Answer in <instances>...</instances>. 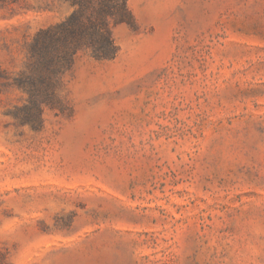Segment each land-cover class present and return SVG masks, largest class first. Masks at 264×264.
Segmentation results:
<instances>
[{
  "label": "rangeland",
  "instance_id": "rangeland-1",
  "mask_svg": "<svg viewBox=\"0 0 264 264\" xmlns=\"http://www.w3.org/2000/svg\"><path fill=\"white\" fill-rule=\"evenodd\" d=\"M101 1L116 57L38 113L32 43ZM0 264H264V0H0Z\"/></svg>",
  "mask_w": 264,
  "mask_h": 264
},
{
  "label": "trees",
  "instance_id": "trees-1",
  "mask_svg": "<svg viewBox=\"0 0 264 264\" xmlns=\"http://www.w3.org/2000/svg\"><path fill=\"white\" fill-rule=\"evenodd\" d=\"M130 11L126 4L112 10L104 1L80 4L56 30H42L30 47L28 76L23 84L28 86L30 102L39 113L43 103L41 91L44 85L57 81L59 73L72 67L80 51H89L97 60L116 57L118 46L110 26V17L128 19ZM56 79V80H55ZM40 83L42 86H40ZM26 121L38 123L37 114L28 113Z\"/></svg>",
  "mask_w": 264,
  "mask_h": 264
}]
</instances>
